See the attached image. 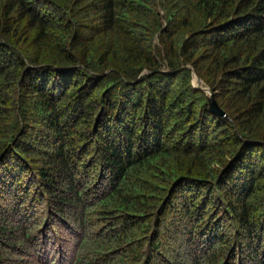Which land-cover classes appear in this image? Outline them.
<instances>
[{
	"label": "trees",
	"instance_id": "16d2710c",
	"mask_svg": "<svg viewBox=\"0 0 264 264\" xmlns=\"http://www.w3.org/2000/svg\"><path fill=\"white\" fill-rule=\"evenodd\" d=\"M0 264H264V0H0Z\"/></svg>",
	"mask_w": 264,
	"mask_h": 264
},
{
	"label": "water",
	"instance_id": "95a60500",
	"mask_svg": "<svg viewBox=\"0 0 264 264\" xmlns=\"http://www.w3.org/2000/svg\"><path fill=\"white\" fill-rule=\"evenodd\" d=\"M196 80H197V77H196V75H194V79H193L194 85L196 83ZM198 84H199L198 86L200 88H202L207 93L210 107L214 111H216L218 114H220L221 116H226V113L219 107V105L215 99V96H214L213 92L210 90V88L208 86H203L202 81L200 79H199Z\"/></svg>",
	"mask_w": 264,
	"mask_h": 264
},
{
	"label": "rangeland",
	"instance_id": "374dc122",
	"mask_svg": "<svg viewBox=\"0 0 264 264\" xmlns=\"http://www.w3.org/2000/svg\"><path fill=\"white\" fill-rule=\"evenodd\" d=\"M194 72V71H193ZM194 75H196V73L194 72ZM196 77H197V80H196V83H195V85H194V83H193V79H194V77H193V79H192V83H193V85L194 86H196V87H199L198 85V83H199V78H198V76L196 75ZM201 80V79H200ZM202 81V80H201ZM202 85L203 86H207V85H205L204 83H203V81H202Z\"/></svg>",
	"mask_w": 264,
	"mask_h": 264
}]
</instances>
